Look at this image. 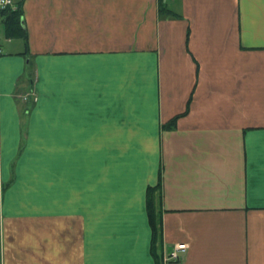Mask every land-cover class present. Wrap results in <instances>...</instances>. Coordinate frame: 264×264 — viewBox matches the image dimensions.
I'll use <instances>...</instances> for the list:
<instances>
[{"label":"crops","instance_id":"obj_1","mask_svg":"<svg viewBox=\"0 0 264 264\" xmlns=\"http://www.w3.org/2000/svg\"><path fill=\"white\" fill-rule=\"evenodd\" d=\"M163 2L0 16L1 264H155L148 188L160 264H264V0Z\"/></svg>","mask_w":264,"mask_h":264},{"label":"trees","instance_id":"obj_2","mask_svg":"<svg viewBox=\"0 0 264 264\" xmlns=\"http://www.w3.org/2000/svg\"><path fill=\"white\" fill-rule=\"evenodd\" d=\"M165 11L164 2L160 0V12ZM0 16L4 19V31L5 36L9 39L21 38L26 41V33L21 26V14L18 10H4L0 13ZM176 119L173 118L167 124L163 126L164 129H173L176 125ZM157 188H148L146 196V209L150 224L152 227V244H151V255L154 258L155 264H160L159 258L156 252V243L160 236V222L156 208V197L155 192Z\"/></svg>","mask_w":264,"mask_h":264},{"label":"built area","instance_id":"obj_3","mask_svg":"<svg viewBox=\"0 0 264 264\" xmlns=\"http://www.w3.org/2000/svg\"><path fill=\"white\" fill-rule=\"evenodd\" d=\"M16 9L13 0H0V12L4 10L14 11ZM31 94V93H30ZM29 98L28 95L24 97V99ZM186 252L185 244H177L174 246L172 252L164 258V262H175L179 259L180 255Z\"/></svg>","mask_w":264,"mask_h":264},{"label":"rangeland","instance_id":"obj_4","mask_svg":"<svg viewBox=\"0 0 264 264\" xmlns=\"http://www.w3.org/2000/svg\"><path fill=\"white\" fill-rule=\"evenodd\" d=\"M30 94V93H29ZM31 95V94H30ZM26 96V94L24 95H20L19 98H20V101H22L23 104H26V105H29V100L28 98L27 99H24V97ZM28 102V103H27ZM36 102V101H35ZM34 149V148H33ZM115 148H108L109 151H114ZM124 151L125 148H123ZM34 150H31V152H33ZM47 153H49V148H46L45 150ZM125 153V152H124ZM43 179H42V183H43V186L44 187H49L50 186V163L49 161L48 162H43ZM47 196V195H46ZM49 197V196H48ZM1 220H2V216H1V213H0V227H1ZM0 264H1V245H0Z\"/></svg>","mask_w":264,"mask_h":264}]
</instances>
